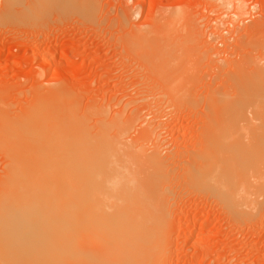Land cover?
Instances as JSON below:
<instances>
[{"label": "rangeland", "instance_id": "1", "mask_svg": "<svg viewBox=\"0 0 264 264\" xmlns=\"http://www.w3.org/2000/svg\"><path fill=\"white\" fill-rule=\"evenodd\" d=\"M260 70L264 0H0V195L13 173L78 195L112 144L164 202L151 264H264Z\"/></svg>", "mask_w": 264, "mask_h": 264}, {"label": "bare ground", "instance_id": "2", "mask_svg": "<svg viewBox=\"0 0 264 264\" xmlns=\"http://www.w3.org/2000/svg\"><path fill=\"white\" fill-rule=\"evenodd\" d=\"M248 75L244 76V79L249 80V82L247 81L248 85L249 83L253 84L256 88L259 86L258 90L264 87V70L253 71ZM261 91L263 92V90ZM42 111L44 112V110ZM106 141L108 144L107 139ZM101 142L99 143L104 146L105 142ZM110 146L114 148L112 144H108L102 148V150L105 149L104 151L97 152L99 155L95 153L97 157H94L98 159L94 160V170L89 167L90 170L82 182L84 185L79 187L81 181L79 185L75 183L80 188L77 189L81 191L78 195L72 194L74 191L72 188H76L75 184V186L71 184L72 187L69 184L70 189L66 185L65 188L67 187L69 191L65 190L66 194L62 195L65 193V188L60 187L61 183L58 187V190L59 188L63 189L62 192L61 190L58 192L61 195L54 196L51 195L52 192L47 195L48 197L43 195L47 200L43 199L44 202L41 203L42 196L35 195L36 188L44 184V187L51 191L55 183L41 181L40 184L34 179V181L13 179L15 177L12 172V180L5 184L0 195V252L3 256L18 264L152 263L158 247L159 232H161V229L158 230L156 220L161 213L163 215L164 210H161L159 205L163 206L164 202L161 204L156 202L157 200L153 198L155 196H151L148 194V190L143 188L146 184L139 186L135 183L136 181L130 176L127 164H124L122 168L118 167L115 162H111L113 157L111 158L110 153L106 154L107 147L112 148ZM113 151L112 153H114ZM125 168L128 172H125ZM130 168L133 169V167ZM223 168L225 169L224 166ZM233 172L230 173V175L232 174L230 177H235V180L239 170H236V173ZM244 173L247 172L243 171L238 175L237 179H240L237 181L238 183L236 180L233 182V179L230 182V177H226L228 180L224 179L228 182V184L224 183L225 187L228 186L229 193L227 192V195L229 194V198H232L234 190L240 194L236 195L237 197L243 195V198L249 197L245 192L253 193L250 189L252 184L249 185L247 179L242 178L246 175ZM149 177L151 175L147 179ZM151 183V185H155L153 182ZM156 187L154 188L156 189ZM253 188L254 186H252ZM149 189L153 193V188ZM156 193L158 192L156 191ZM236 196L234 195L233 198ZM159 209L161 213H156L157 218L155 212ZM1 259L3 260L0 258V261H2Z\"/></svg>", "mask_w": 264, "mask_h": 264}]
</instances>
